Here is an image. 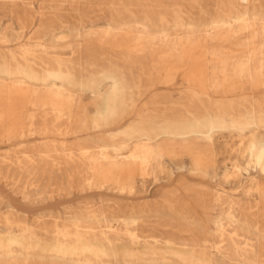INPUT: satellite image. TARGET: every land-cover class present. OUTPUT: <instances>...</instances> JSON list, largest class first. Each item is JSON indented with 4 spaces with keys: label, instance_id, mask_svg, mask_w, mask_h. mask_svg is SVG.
<instances>
[{
    "label": "rangeland",
    "instance_id": "1",
    "mask_svg": "<svg viewBox=\"0 0 264 264\" xmlns=\"http://www.w3.org/2000/svg\"><path fill=\"white\" fill-rule=\"evenodd\" d=\"M0 264H264V0H0Z\"/></svg>",
    "mask_w": 264,
    "mask_h": 264
},
{
    "label": "bare ground",
    "instance_id": "2",
    "mask_svg": "<svg viewBox=\"0 0 264 264\" xmlns=\"http://www.w3.org/2000/svg\"><path fill=\"white\" fill-rule=\"evenodd\" d=\"M243 1H247V0H243ZM76 31V30H75ZM183 32V31H182ZM9 46V45H8ZM19 49V48H18ZM6 59V58H5ZM211 120V119H210ZM218 122V121H217ZM211 123H212V121H211ZM214 124V123H213ZM197 126H198V124H196ZM211 127H213V126H211ZM210 128V127H209ZM55 130V129H54ZM262 153V152H261ZM261 155V154H260ZM261 161V160H260ZM86 169V168H85ZM75 171V170H74ZM19 186V185H18ZM88 191V190H87ZM25 231V230H24ZM44 251V250H43Z\"/></svg>",
    "mask_w": 264,
    "mask_h": 264
}]
</instances>
